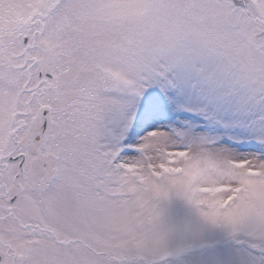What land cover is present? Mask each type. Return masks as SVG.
Listing matches in <instances>:
<instances>
[{"label":"snow or ice","instance_id":"1","mask_svg":"<svg viewBox=\"0 0 264 264\" xmlns=\"http://www.w3.org/2000/svg\"><path fill=\"white\" fill-rule=\"evenodd\" d=\"M0 264H264V0H0Z\"/></svg>","mask_w":264,"mask_h":264},{"label":"rangeland","instance_id":"2","mask_svg":"<svg viewBox=\"0 0 264 264\" xmlns=\"http://www.w3.org/2000/svg\"><path fill=\"white\" fill-rule=\"evenodd\" d=\"M166 220L171 224H180L190 216L189 208L180 201L171 203L165 212ZM238 246L216 233L209 237V242L204 249L198 251L212 257H226L227 254Z\"/></svg>","mask_w":264,"mask_h":264}]
</instances>
